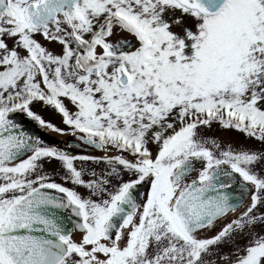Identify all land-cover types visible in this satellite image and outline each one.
<instances>
[{
	"label": "snow or ice",
	"instance_id": "1",
	"mask_svg": "<svg viewBox=\"0 0 264 264\" xmlns=\"http://www.w3.org/2000/svg\"><path fill=\"white\" fill-rule=\"evenodd\" d=\"M0 264H264V0H0Z\"/></svg>",
	"mask_w": 264,
	"mask_h": 264
},
{
	"label": "flooded vegetation",
	"instance_id": "2",
	"mask_svg": "<svg viewBox=\"0 0 264 264\" xmlns=\"http://www.w3.org/2000/svg\"><path fill=\"white\" fill-rule=\"evenodd\" d=\"M15 115H18L19 119L29 121L28 122L29 126H27L26 128L27 131L26 130L25 131L28 132L33 137H38L40 140L44 142L46 146H56L59 148H68L70 152H75L78 154H93V155L102 154L99 152V150L92 149L87 145H82V142L76 136L62 135V134L58 135L59 133L47 130L45 127H42L37 122L31 120L24 113H15ZM45 165H49V166L55 165V169H58L59 167L55 161H53L51 164H45ZM49 172L51 173V171ZM54 179L57 183H63L61 176L58 174L54 175ZM81 190H84V189L81 188ZM141 190H142L141 192L142 195L146 194V189L142 188ZM81 193H85V192H81ZM68 214L69 215L71 214L70 209L68 210ZM73 236L74 238L78 239L79 233L74 232Z\"/></svg>",
	"mask_w": 264,
	"mask_h": 264
},
{
	"label": "rangeland",
	"instance_id": "3",
	"mask_svg": "<svg viewBox=\"0 0 264 264\" xmlns=\"http://www.w3.org/2000/svg\"><path fill=\"white\" fill-rule=\"evenodd\" d=\"M50 47H55V45H52ZM33 110L38 112L46 121H50L53 124L57 125L58 127L65 128L66 126L63 125L61 116L57 114L55 111L43 107L41 104H34ZM49 131H52L51 129L46 128ZM67 130V129H66ZM204 135L212 136L218 138L222 143L228 144L231 143L234 147L239 148L240 146H247L249 148L253 149H259L262 147V145L257 142L254 139L246 138V136L243 133H240L236 130H229V129H222L219 125L213 124L210 129H202L201 130ZM55 132V131H52ZM60 135V134H58ZM45 169L48 171H52L55 169V165H45ZM196 174H193L191 178H195ZM68 187H72L71 184H67ZM80 192H85L84 190L78 189ZM249 201H245V204H247Z\"/></svg>",
	"mask_w": 264,
	"mask_h": 264
},
{
	"label": "water",
	"instance_id": "4",
	"mask_svg": "<svg viewBox=\"0 0 264 264\" xmlns=\"http://www.w3.org/2000/svg\"><path fill=\"white\" fill-rule=\"evenodd\" d=\"M11 118H13L14 120H16L17 123H19L22 126H25V127L29 126V123H28L29 121L19 119L18 118V115L12 114L11 115ZM141 192H142V190H141Z\"/></svg>",
	"mask_w": 264,
	"mask_h": 264
},
{
	"label": "bare ground",
	"instance_id": "5",
	"mask_svg": "<svg viewBox=\"0 0 264 264\" xmlns=\"http://www.w3.org/2000/svg\"><path fill=\"white\" fill-rule=\"evenodd\" d=\"M15 121H16V120H15ZM16 122H17V121H16ZM22 128H23L24 131H25V130L27 131V129H26L27 127L22 126ZM29 132H30V131H29Z\"/></svg>",
	"mask_w": 264,
	"mask_h": 264
}]
</instances>
